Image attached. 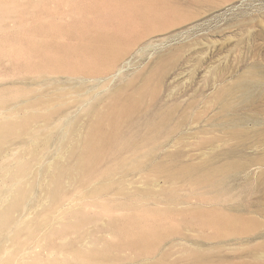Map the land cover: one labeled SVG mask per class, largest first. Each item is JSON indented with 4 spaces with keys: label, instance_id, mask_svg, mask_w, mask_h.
<instances>
[{
    "label": "bare ground",
    "instance_id": "1",
    "mask_svg": "<svg viewBox=\"0 0 264 264\" xmlns=\"http://www.w3.org/2000/svg\"><path fill=\"white\" fill-rule=\"evenodd\" d=\"M39 1L43 0H0V264H179L176 259L168 262L173 253L181 258L189 253L198 263L212 260L208 249L177 237L174 227L152 218L117 217L106 203L109 196L130 194L140 195L146 206L162 190L159 179L168 183L178 175L185 180L197 175L217 194H230L225 176L236 174L241 163L216 166L212 154L200 159L198 166L177 162L180 154L173 149L180 140L170 143L171 133L164 132L169 127L178 130L186 119L179 116L181 102L173 93L166 96L169 102L156 106L177 55H158L143 71L129 68L137 47L191 21L195 12L180 9L171 0H96L118 6L119 14L128 12L125 24L103 25L77 44L75 52L83 60L42 66L6 42L16 33L15 26L38 12ZM192 1L203 5L223 0ZM94 4L87 2L85 10L94 11ZM77 15V11L49 15L51 27L57 30L61 17ZM129 19L139 28L131 30ZM31 44L38 50L47 46L42 40ZM12 59L20 61L15 69ZM12 77L16 81L7 82ZM7 85L10 91H5ZM231 93V88H219L207 103L225 108ZM139 112L151 114L141 144L123 142L119 150L130 145L127 155L106 152L109 128L118 125L119 116ZM228 134L242 138L235 129ZM109 157L116 164L104 168ZM199 218L205 226L221 228L220 233L250 230L224 214ZM113 233L123 239L120 249L113 252L98 245L104 235Z\"/></svg>",
    "mask_w": 264,
    "mask_h": 264
},
{
    "label": "rangeland",
    "instance_id": "2",
    "mask_svg": "<svg viewBox=\"0 0 264 264\" xmlns=\"http://www.w3.org/2000/svg\"><path fill=\"white\" fill-rule=\"evenodd\" d=\"M68 1H39L35 9L38 12L25 16V23L15 26L16 33L9 34L6 42H12L22 56L42 66L54 62L72 63L83 60L84 56L77 54L75 47L94 30L102 29L103 25L118 28L129 18L128 12L119 14L118 6L108 2ZM171 1L195 15L176 30L166 32L164 37L158 34L150 43L137 47L129 68L143 71L156 56L167 52L176 54L178 62L166 78L160 101L155 105L169 102L166 97L169 93L181 102L178 114L186 116L184 123L176 131L170 127L164 131L171 133L170 143L180 140H176V149H173L180 154L177 162H192L198 166L200 159L212 154L216 166L227 161H237L243 166L236 174L225 176L229 196L217 194L209 183L200 182L197 175L192 180L178 175L168 183L159 179L162 190L155 200H148L146 206L140 195L130 194L109 196L106 203L117 217L152 218L159 224H168L174 227L172 230L177 232V237L182 235L184 241L206 248L213 255L212 260L198 263L189 253L182 258L173 253L168 262L176 259L179 264H264V0H223L203 5L192 0ZM87 2H95L94 11L85 10ZM62 11H77L79 15L61 17L62 21L57 23L60 27L55 30L49 15ZM126 23L131 30L139 28L133 19ZM40 26L42 28H38ZM38 40L46 42L47 46L38 50L31 44ZM19 64V60H11V67ZM10 81L15 82L16 77L7 80ZM89 84L91 87L97 82ZM5 88L10 91L11 86ZM219 88L232 89L225 108L221 104L207 103ZM144 113L119 116L118 125L109 128L106 152L121 151V155H127L130 145L119 150L123 142L141 144L148 132V117H151L150 113L147 112L149 116ZM231 129L239 131L242 138L232 139L228 134ZM112 158L103 161L104 168L115 166L116 160ZM219 214L239 220L250 230L226 234L220 233L221 228L200 222V215ZM122 241L113 233L104 235L98 245H105L114 252L120 249ZM129 248L126 253L130 252Z\"/></svg>",
    "mask_w": 264,
    "mask_h": 264
}]
</instances>
